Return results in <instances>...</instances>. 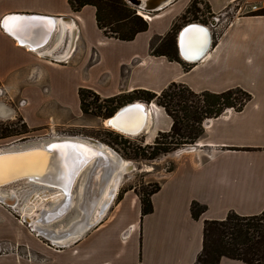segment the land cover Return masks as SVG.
<instances>
[{"label":"crops","instance_id":"0c3cea01","mask_svg":"<svg viewBox=\"0 0 264 264\" xmlns=\"http://www.w3.org/2000/svg\"><path fill=\"white\" fill-rule=\"evenodd\" d=\"M201 1L212 16L239 1L246 5L212 37L199 61L187 63L177 42V60L152 52L173 27L193 22L186 13L192 0H170L148 13L146 30L129 41L106 36L97 27L92 6L72 11L67 0H0V93L18 103L13 112L29 133L53 127L78 131L75 138L94 139L88 132L104 122L81 111L80 89L103 100L140 90L159 94L172 83L196 94L240 88L250 95L239 111L226 110L202 123L203 133L192 150L177 156L150 196V214L141 216L138 198L127 191L89 234L71 241L70 249L37 241L24 230L19 214L0 203V242L11 248L17 240L27 247L34 259L24 264H193L204 221L222 220L229 212L253 216L264 210V15L251 10L264 8V0ZM6 16L21 17L19 29L11 25L10 35L1 26ZM33 17L41 19L30 22ZM44 18L56 20L47 43L37 49L28 46L34 42L20 44L17 36L43 35ZM28 23L43 27L35 31L30 26L29 32ZM145 106L149 144L170 130L172 120L161 106ZM192 202L206 207L198 219L190 215ZM20 259L13 251L0 254V264H21ZM218 264L244 263L223 257Z\"/></svg>","mask_w":264,"mask_h":264},{"label":"trees","instance_id":"16d2710c","mask_svg":"<svg viewBox=\"0 0 264 264\" xmlns=\"http://www.w3.org/2000/svg\"><path fill=\"white\" fill-rule=\"evenodd\" d=\"M67 1L72 11H79L84 6L94 7L97 27L108 37L129 41L137 33L143 32L147 28V23L137 15L133 7L127 4L125 0ZM197 1L200 0H192L190 7L186 10L187 14L190 13L191 7H194ZM253 15H264V8L258 9ZM184 19L183 15L181 20ZM194 22H196L195 19L190 23ZM172 31L153 50V54L164 55L173 60L178 59L175 36ZM176 85L180 86L181 92L175 95L170 90ZM89 95L96 100L99 99L89 90L80 89L78 92L81 111L84 114L88 113L85 109L84 98ZM168 98L176 100L173 109L165 101ZM118 99L122 100L121 103H131L135 100L152 102L156 99V104L161 106L172 120L170 130L167 133H159V136L169 135L171 138L176 136L177 142L171 145L179 146L180 144L195 143L203 133L202 123L205 119L216 118L226 110L239 111L250 99V95L240 88L229 89L221 93L201 92L196 94L186 86L172 83L159 94L140 90L134 91L128 97L120 98L117 96L104 100L117 102ZM99 109L100 107L97 108V110ZM105 110L107 111V109ZM159 144L161 143L155 142L152 158L158 154L166 153L170 147L169 144H163L159 147ZM158 188L159 185L154 190L139 195L141 216L152 212L150 196ZM205 210L206 207L197 202L190 204V215L193 219H198ZM223 257L244 264H264V210L253 216H239L229 212L222 220L203 222L201 250L193 264H218Z\"/></svg>","mask_w":264,"mask_h":264},{"label":"rangeland","instance_id":"374dc122","mask_svg":"<svg viewBox=\"0 0 264 264\" xmlns=\"http://www.w3.org/2000/svg\"><path fill=\"white\" fill-rule=\"evenodd\" d=\"M245 5L246 4L241 1L231 5L230 6L231 8L229 9V12H227V15H232V13H234L235 10H237V8L241 6L244 7ZM137 11L143 12L141 10H137ZM189 14L193 16V19H195L196 21H201L202 24H207L214 17L208 14V10L206 6L203 5L201 0L197 1L194 7H191ZM180 25L181 23L173 28L172 34L175 36V38L178 30L181 28V26H183ZM170 91L174 92L176 95L181 92V88L179 85H176V87L172 88ZM121 101H122L121 99H118L117 102H107L100 98L96 100L94 99V97L90 95L84 98L85 109L88 112L87 114L90 115L91 117L98 116V118H100V120L104 122V125L101 124L96 126L95 128L91 129L88 132V134L92 138H94L93 140H97L99 145L111 151L113 153V156L117 157L120 162L124 164L130 163L133 169L129 172L123 173L119 182L117 183V185H115V192L113 194L112 200L109 202L107 209L104 211L102 216L91 225V227L87 230V232L83 236L89 234L93 230L94 226L100 220H102V218H104L105 214L107 215L108 212L113 209V207L121 200V198L127 191H132L139 201V195L154 190L156 186H158L163 181L167 173L173 168L175 161L177 159L176 151L178 149H183L185 147L194 145V143L192 144L187 143V144H180L179 146H173L171 144L177 142L176 136L175 138H171L169 137V135L159 136V134H157L156 137L152 140V142L148 144L147 142H145L147 140L144 137L147 131L140 134L141 136L138 135L135 137H128L111 130L109 126L105 125V120L108 119V117H110L111 114H113L120 107L129 103V102L121 103ZM165 101H167L169 107L173 109L174 102H176V100L174 98L172 99L168 98V100ZM134 102H139V101L135 100ZM152 102L153 104H156L157 100L156 99L152 100ZM145 103L149 104L151 102H144L143 104ZM16 105H18V103L15 100L6 99L0 93V151L15 150L17 148L26 149L32 146H41L49 141H53L57 139L75 138L76 134H79L78 131H73V130L68 131L62 128L54 129L53 127H49L47 128L46 131L39 132L38 134L29 133L25 125L22 123L21 119H19L13 112L14 110H16ZM98 107H100L99 110H97ZM7 109H9V111ZM105 109H107V111ZM206 120L207 119H205L203 122H205ZM86 139H90V138H86ZM155 142L161 143L159 144V147H161L163 144H169L170 147H168V151L166 153L158 154L157 156L152 158L153 157L152 149L154 148ZM112 159L114 161V157H112ZM81 178L77 182L78 186H75L73 191L75 195L76 204H78L79 202L77 189L82 182ZM44 192L50 193V191L47 190L45 191L44 189H41L37 186L31 184L27 185L26 183H18L15 185H11L10 188L0 190V194L8 195V197L11 193L17 195V200H18L17 207L20 206L22 207L24 204H27L29 198L32 195L38 196L39 194H42ZM58 200L59 197H57L56 200L54 201L56 202ZM54 201L52 200L51 202H48L46 204V207L50 208L55 203ZM14 202L15 199L13 200V203ZM109 207H111L110 210ZM139 209H140V201H139ZM18 210L19 209H17L15 212L20 216ZM9 211L12 212L13 210L10 209ZM130 212L131 209L129 210V214ZM77 215H78V211L76 207H73L68 213V215L65 218H63L61 221L46 227H48L49 230L51 229L55 231L65 230L63 227H67V225L71 221H73L78 217ZM16 223H18V221ZM24 226H26L24 230L28 231L30 236L35 238L37 241L40 242L44 241L43 243L45 242L50 243V241H48L46 236L44 235L36 236V232L31 231L29 226H27L26 224ZM128 232L129 230L122 232L120 234L121 240L123 238H126ZM39 239H41L42 241ZM16 241L15 243H13V246H11V248L4 245L5 243L1 244V242H0L1 244L0 247L5 249L4 253H8V251H13L15 254H18L19 258H21L20 259L21 264H24L26 261L30 262L31 259H34V257L30 256L31 254L29 252V249L25 246H22L20 244L21 242H19L18 244V242ZM71 243L72 242L67 243L65 248L67 249L72 248L73 244ZM51 248L58 250L57 248L54 247ZM0 254L2 253L0 252ZM35 260L39 262L40 261L43 262L42 261L43 259H39L37 256Z\"/></svg>","mask_w":264,"mask_h":264},{"label":"water","instance_id":"95a60500","mask_svg":"<svg viewBox=\"0 0 264 264\" xmlns=\"http://www.w3.org/2000/svg\"><path fill=\"white\" fill-rule=\"evenodd\" d=\"M125 1L127 4L132 6L136 11L140 9L143 12L150 13L152 11H155L163 7L164 5L161 7H157V5L159 3H163L166 0H146L144 2L143 7H141L139 1L136 0H125ZM169 1L170 0H168V2ZM8 17H13V16L4 17L1 20V26L10 35L11 32H8V30L12 27L11 24H9L7 27L5 26V18ZM29 19L30 22H32L34 20H38L41 18L33 17ZM43 20L49 21V18L48 19L44 18ZM50 20H53V18H50ZM28 25L29 27H27V30L29 32L32 31V28L33 30L38 31L39 27L40 28L43 27L42 25L38 26L36 24H33L35 25L33 26L31 25V23H28ZM30 26L32 28H30ZM214 26H215V21L212 19L207 24L189 23L184 25L180 29L177 38V50L180 58L183 61L187 63H194L199 61L205 55L208 46L212 41L210 28ZM45 32L43 33L44 36H46ZM19 43L26 45L24 43H21L20 41ZM46 43H44L41 46H44ZM28 46H31L30 48L32 49H37L41 47V46L35 47L36 46L35 44ZM139 106L141 107L140 104H135V103L123 106L118 109V111L114 114V116L109 119V121H113L116 118H120L128 111V109L138 108ZM141 112L143 114V110H141ZM142 114L140 115L141 117ZM85 140L88 144H92L95 146L99 145L98 141L93 139L87 140L85 138L84 140H78L77 138H75L70 140V138H65L59 141H51L48 144L40 147L26 148V149L17 148L13 151L9 150L5 152H0V164H1L0 188L13 184L15 182L27 180L26 183L27 185L31 184L41 189L42 188L46 189L47 191L58 190L60 191L61 199H59L56 202L55 206L50 211H48L49 213H55L58 209H60L62 205L69 204L72 181L73 178L80 172V170L82 169L81 173L85 171V177L83 176V180H82L83 182L82 187L83 190L85 191L89 179L92 176V174L95 172V169L100 164L101 160L106 159L105 155H103L101 151H98L83 144L82 142H84ZM68 149H72V150L79 149L81 151L85 149H91L92 151L90 154L91 156H89L91 158L88 159L89 157H83V158L73 157L71 159L69 154L67 156L62 155L61 152L63 150H68ZM65 158H67L68 160L71 159L70 161H68L70 162L71 165H69L67 172L63 171L59 166V164L61 165V163ZM109 165H111L108 172L110 174V171L112 172L114 165L112 164ZM56 168L58 169V171L56 170ZM127 168H128L127 172L133 169L132 165H129V167ZM3 201L4 200L0 198V202L4 203ZM105 205L106 204L104 203L102 206ZM81 207L82 204H80V208ZM83 212L85 213V211ZM88 221H89V215L83 214L81 215V217L79 218L77 217V219L71 221L67 225V227H63L65 229L64 231H58V233L50 234L53 233L52 232L53 230H49V235L50 237H52L51 239L54 240L73 237L74 235H78L82 233V231H84L85 228L86 229L88 228V224H87ZM24 222L26 223L25 220ZM83 223L85 224L84 227L82 226Z\"/></svg>","mask_w":264,"mask_h":264},{"label":"bare ground","instance_id":"6f19581e","mask_svg":"<svg viewBox=\"0 0 264 264\" xmlns=\"http://www.w3.org/2000/svg\"><path fill=\"white\" fill-rule=\"evenodd\" d=\"M136 1H139L141 7H143L144 2L146 0H136ZM166 3H168V0L164 1L163 3H159L157 5V7H161L163 5H166ZM138 10H140V9H138ZM138 14L142 15L144 17H150L148 15V13H146V12H139L138 11ZM55 26H56V22L54 20L49 19V21L44 22V28L46 29V32H45L46 36L41 35L38 37H33V35H32L31 37H27V36L25 37L23 35V36H17L19 39L17 37L16 38L21 43L30 44V43L34 42L36 46H40L49 39L51 33L55 29ZM179 31H178L177 36H176V42H177ZM8 32H9V30H8ZM34 36H35V34H34ZM210 45H211V42L208 46V49H209ZM208 49H207V51H208ZM133 103L140 104L141 107L139 106L138 108H130L120 118H116L113 121H109V119L112 118L114 116V114L118 111V110H116L110 117H108V119L105 120V125L109 126V127L111 126L110 129L115 131L116 133L123 134L124 136H128V137H135V136H138V135L142 134L143 132L147 131V129H148V114L149 113H148V110L145 106L146 103L145 104H143L141 102H133ZM133 103H128V104H133ZM128 104H126V105H128ZM141 110H143V114H142ZM141 114H142V117L140 116ZM63 139H57V140H53V141H59V140H63ZM72 139H75V138H70V140H72ZM78 140H84V139L78 138ZM49 142H51V141H49ZM49 142H47L43 145H46ZM82 143L88 147H91L93 149L101 151L103 153V155H105L106 159L101 160L100 164L95 169V172L92 174V176L89 179V182H88V185L86 186V189L84 187L85 191L83 190V187H82L83 182H81V184L79 185V187L77 189V192H78L77 194L79 196L78 204L75 203V195H74L73 191H74V187L78 186L77 185L78 180L83 176L85 177V171L83 173H81L82 169L73 178L72 185H71V196L69 199V204L68 205H65V204L62 205L60 207V209H58L55 213H49L48 211H50L55 206L57 201L55 202L54 200H56L57 197H59V199H61V194H60V191H58V190H52V191H50V193L44 192L42 194H39L38 196L32 195L29 198L28 203L24 204L22 207L21 206L17 207V202H18L17 195H15L14 193H11V195H9V196H15V202L12 204L8 203V200H7L8 195L0 194V198L2 200H4L3 201L4 203H2V202H0V203L5 204V205L13 208L15 211L17 209H19L18 213H20L21 219L23 221L24 220L26 221V224L29 226L30 230L36 232V236L37 235L38 236L39 235L46 236V238L49 239V241L53 245H56V246H63L65 244L75 240L77 237H80L81 235H83L87 231L88 228L91 227V225L95 221H97L102 216L104 211L107 209L109 202L113 198V194L115 192V185H117V183L119 182L123 173L127 172V169H128L127 167H129V165H131L130 163L124 164V163L120 162L117 157L113 156V153L111 151L107 150L106 148L102 147L101 145L95 146L92 144H88L86 142V140ZM43 145H41V146H43ZM34 147H40V146H32L29 148H34ZM7 151H9V150H7ZM11 151H13V150H11ZM0 152H5V151H0ZM91 152H92L91 149H85L83 151H81L79 149H76V150L68 149V150H63L61 153H62V155H66V156L69 154L71 159H72L73 157H76V158L89 157V156H91L90 155ZM112 157H114V161H113ZM90 158L91 157H89L88 159H90ZM70 160L65 158L63 160V162L61 163V165L59 164L60 168L63 171H66V172L68 171L69 165H71L70 162H68ZM109 164L114 165V168H113L112 172L110 171V174L108 173L109 168L111 167V165H109ZM0 166H1V164H0ZM56 170L58 171L57 168H56ZM81 179L83 180V178H81ZM18 183H27V180L26 181L22 180V181L15 182L13 184L1 187L0 190L10 188L11 185H15ZM44 190L46 191V189H44ZM52 200L55 203L50 208H47L46 204L48 202H51ZM104 203L106 205L102 206ZM80 204H82L81 208H80ZM73 207H76V209L79 211L80 217L83 214L89 215V221L87 222L88 228L87 229L85 228L84 231H82V233H80V234L77 233L78 235H74L73 237L60 239V240L51 239L52 237H50V235H49V229L46 226H49L51 224L53 225L54 223L61 221L63 218H65L68 215V213L70 212V210ZM83 211H85V213ZM82 226L84 227L85 224L83 223ZM58 231L53 230L52 231L53 233H50V234L58 233ZM61 231H64V230H61ZM37 233H39V234H37Z\"/></svg>","mask_w":264,"mask_h":264},{"label":"built area","instance_id":"2783aa9c","mask_svg":"<svg viewBox=\"0 0 264 264\" xmlns=\"http://www.w3.org/2000/svg\"><path fill=\"white\" fill-rule=\"evenodd\" d=\"M231 8V7H230ZM230 8H228V9H226L225 11H223L222 13H220L219 15H217V16H214L212 19L215 21V26L214 27H212V28H210V31H211V35H212V37H213V39L215 38H217V36H218V34H219V32L228 24V21L230 20V18H231V16L232 15H227V12H229V9ZM239 8H241V7H239ZM237 10H238V8H237ZM237 10H235V12H234V14L237 12ZM251 10H256L257 11V9H256V7L255 6H252L251 7ZM136 13H137V15L138 16H140L144 21H148L149 20V17H144V16H142V15H139L138 14V11H136ZM233 14V13H232ZM221 26V27H220ZM23 103V101H20V103L19 104H22ZM150 104V103H149ZM148 104V105H149ZM192 147L193 146H189V147H185V148H183V149H178L177 151H176V155L178 156V155H180V154H182V153H184V152H188V151H190V150H192ZM1 245V244H0ZM0 252L1 253H4L5 252V249H3L2 247H0Z\"/></svg>","mask_w":264,"mask_h":264},{"label":"snow or ice","instance_id":"6c2138e0","mask_svg":"<svg viewBox=\"0 0 264 264\" xmlns=\"http://www.w3.org/2000/svg\"><path fill=\"white\" fill-rule=\"evenodd\" d=\"M9 24L15 26L19 29V18L18 17H8L5 18V26L7 27Z\"/></svg>","mask_w":264,"mask_h":264},{"label":"flooded vegetation","instance_id":"af4514ba","mask_svg":"<svg viewBox=\"0 0 264 264\" xmlns=\"http://www.w3.org/2000/svg\"><path fill=\"white\" fill-rule=\"evenodd\" d=\"M10 195H11V194H10ZM13 198L15 199L14 196H9L8 199H7V200H8V203H11V204H12V203H13V200H14ZM4 206H5V205H4ZM6 207H7V206H6Z\"/></svg>","mask_w":264,"mask_h":264}]
</instances>
